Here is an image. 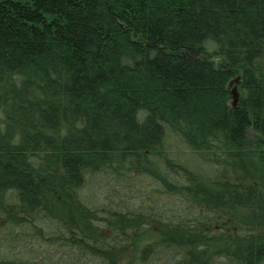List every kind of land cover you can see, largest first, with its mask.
I'll return each instance as SVG.
<instances>
[{"label":"trees","instance_id":"trees-1","mask_svg":"<svg viewBox=\"0 0 264 264\" xmlns=\"http://www.w3.org/2000/svg\"><path fill=\"white\" fill-rule=\"evenodd\" d=\"M0 264H264V0H0Z\"/></svg>","mask_w":264,"mask_h":264},{"label":"water","instance_id":"water-1","mask_svg":"<svg viewBox=\"0 0 264 264\" xmlns=\"http://www.w3.org/2000/svg\"><path fill=\"white\" fill-rule=\"evenodd\" d=\"M239 82V79H235V83H238ZM236 98H237V95L236 93L233 92V103H232V106H235L236 104Z\"/></svg>","mask_w":264,"mask_h":264}]
</instances>
